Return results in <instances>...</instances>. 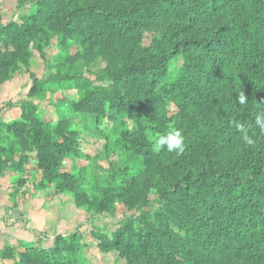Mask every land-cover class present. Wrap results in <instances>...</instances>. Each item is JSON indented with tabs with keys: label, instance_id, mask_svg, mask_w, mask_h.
<instances>
[{
	"label": "rangeland",
	"instance_id": "obj_1",
	"mask_svg": "<svg viewBox=\"0 0 264 264\" xmlns=\"http://www.w3.org/2000/svg\"><path fill=\"white\" fill-rule=\"evenodd\" d=\"M116 1L125 3L48 0L37 6V0H0V264H22L25 254H30V264H51L52 259L68 264H184L179 256L171 259L152 246L142 252L148 260L137 261V255H127L103 238L125 225L164 237L158 226L140 220L153 218L161 208L158 171L165 168V157L172 158L166 151L153 152L152 138L176 127L186 146L196 125L214 116L208 106L181 107L172 94V76L157 78L146 91L120 89L116 95L133 101L119 106L107 88L110 71L150 53L170 26L178 37L188 33L177 10L145 29L118 36L103 34L87 15L66 24L73 9ZM75 75L88 79L94 91L75 89L63 78ZM239 90L257 114L264 110V98L245 87ZM64 132L75 133L73 141ZM44 146L54 151L53 170L39 157ZM221 248L192 264L234 259V253L225 257ZM241 252L251 253L252 263L264 264V253L256 248Z\"/></svg>",
	"mask_w": 264,
	"mask_h": 264
},
{
	"label": "trees",
	"instance_id": "obj_2",
	"mask_svg": "<svg viewBox=\"0 0 264 264\" xmlns=\"http://www.w3.org/2000/svg\"><path fill=\"white\" fill-rule=\"evenodd\" d=\"M47 1L37 0V6ZM173 10L183 15L181 26L187 36L178 37L170 26L150 53L111 70L105 77L110 83L107 88L114 95L133 87L146 91L157 78L172 76V94L182 101L181 107L203 110L208 106L214 116L203 119L205 125H196L184 153L165 157V168L158 171L162 206L153 218L145 215L140 220L145 226H158L164 237L125 225L103 238L117 250L137 255V261L146 262L142 252L152 246L171 259L179 256L184 264L200 263L222 251V246L225 257L234 253V259L220 257L218 264H259L249 261L251 253L241 251L256 248L264 253V135L254 125L257 112L251 103L247 100L248 105L241 108L235 100L239 87L264 98V0L91 2L67 12L66 24L87 15L103 34L118 36L145 29ZM171 62L177 63L172 66ZM63 78L75 89L94 91L88 79L77 75ZM116 97L123 108L133 101L123 94ZM232 121L251 126L254 146L243 142ZM64 135L73 141L75 133ZM224 151L230 157L220 159ZM38 154L53 170L54 151L44 146ZM23 257L22 264L31 263L30 254ZM51 262L68 264L60 259Z\"/></svg>",
	"mask_w": 264,
	"mask_h": 264
},
{
	"label": "clouds",
	"instance_id": "obj_3",
	"mask_svg": "<svg viewBox=\"0 0 264 264\" xmlns=\"http://www.w3.org/2000/svg\"><path fill=\"white\" fill-rule=\"evenodd\" d=\"M248 98L245 93L240 90L236 97V104L238 103L241 108H244L247 104ZM237 132L240 134L241 139L246 145L254 146L256 141L249 135L250 125H246L239 121L231 122ZM255 127L259 130L261 135H264V110L260 111L256 115L254 120ZM151 145L152 151L159 154L166 151L167 153H175L180 156L185 151V136L182 131L176 127H170V129L164 133L157 134L153 138Z\"/></svg>",
	"mask_w": 264,
	"mask_h": 264
},
{
	"label": "crops",
	"instance_id": "obj_4",
	"mask_svg": "<svg viewBox=\"0 0 264 264\" xmlns=\"http://www.w3.org/2000/svg\"><path fill=\"white\" fill-rule=\"evenodd\" d=\"M2 210H0V219H2L3 218V215H2V212H1Z\"/></svg>",
	"mask_w": 264,
	"mask_h": 264
}]
</instances>
